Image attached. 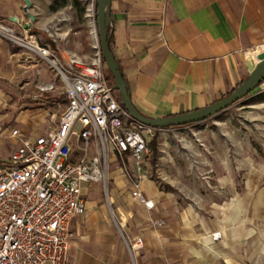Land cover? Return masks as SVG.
I'll return each instance as SVG.
<instances>
[{"label": "rangeland", "instance_id": "obj_1", "mask_svg": "<svg viewBox=\"0 0 264 264\" xmlns=\"http://www.w3.org/2000/svg\"><path fill=\"white\" fill-rule=\"evenodd\" d=\"M18 1L22 10L25 2ZM24 11L27 32L0 17V36L14 51L27 52L21 44L27 41L26 34L64 55L70 51L89 58L99 48L96 0H29ZM43 66L45 78H50L58 90L52 96H63L55 72ZM4 80L0 79V87L20 93H36V86L41 84L33 82L26 88L19 83L8 85ZM3 113L0 169L7 166L10 152L19 143L10 131L18 129L29 138L19 128L18 112H9L6 117ZM58 117L59 112L45 113L47 122H57ZM146 143L149 153L136 169V177L125 170L123 173L126 179H136V184L143 176L158 189L157 199L142 195L153 202L150 209L130 196V182L113 181L111 168L103 160L101 178L82 184L86 205L83 215L97 218L98 225L107 219L116 230V264H190L185 261L186 255L180 256L181 249L187 251L204 242L212 252L235 249L237 257L264 263V89L257 86L225 109L189 124L152 127L146 133ZM92 152L95 150L90 147L88 153ZM81 157L77 144L72 148V158ZM123 162L125 158L118 161L121 166ZM134 236L143 240L136 256L128 244Z\"/></svg>", "mask_w": 264, "mask_h": 264}, {"label": "crops", "instance_id": "obj_2", "mask_svg": "<svg viewBox=\"0 0 264 264\" xmlns=\"http://www.w3.org/2000/svg\"><path fill=\"white\" fill-rule=\"evenodd\" d=\"M19 4L0 0V17L27 32ZM109 33L132 104L145 116L165 117L206 106L248 76L247 61L264 50V0H110ZM45 72L37 56L12 51L0 36V79L6 84L28 88L33 82H49ZM55 91L57 87L41 94L20 93L0 87V112L5 117L18 112L19 128L33 138L57 124L45 119L46 112L60 113L66 104L63 93L52 96ZM124 158L121 166L122 159L109 155L113 181L130 182V196L138 185L142 195L157 199L160 192L145 177L137 184L124 178L123 170L136 177L133 160ZM83 214L70 221L71 264H100L102 259L103 264H116V230L107 219L98 225L97 218ZM211 252L204 242L181 249L180 256L186 255L190 264H264L237 257L230 248Z\"/></svg>", "mask_w": 264, "mask_h": 264}, {"label": "built area", "instance_id": "obj_3", "mask_svg": "<svg viewBox=\"0 0 264 264\" xmlns=\"http://www.w3.org/2000/svg\"><path fill=\"white\" fill-rule=\"evenodd\" d=\"M25 38L27 52L57 75L66 104L46 133L28 138L10 131L19 143L0 169V264H70V221L86 208L82 184L101 178V160L108 164L110 154L129 156L138 170L149 153L146 133L152 127L134 120L117 100L99 48L89 58L61 55L32 34ZM258 87L264 89V79ZM36 89L41 94L56 85L49 81ZM74 144H80L78 160L72 158ZM90 147L95 153H88ZM131 196L154 206L138 185ZM128 244L136 256L143 240L135 236Z\"/></svg>", "mask_w": 264, "mask_h": 264}, {"label": "water", "instance_id": "obj_4", "mask_svg": "<svg viewBox=\"0 0 264 264\" xmlns=\"http://www.w3.org/2000/svg\"><path fill=\"white\" fill-rule=\"evenodd\" d=\"M24 2L25 6L23 9L26 10V7L29 5V0H24ZM29 18L32 20L33 16L29 15ZM96 23L100 54L105 62L107 70L111 73V76L114 79L115 86L118 89L121 97V103L134 120L146 126H177L204 118L207 115L216 113L230 106L235 101L257 87L264 79L263 50L256 55V63L254 65L247 61L246 65L249 71L248 76L229 95L219 98L206 106L183 113L158 118L148 117L141 114L132 104L127 85L122 78L115 58L107 44V30L110 23V0H96Z\"/></svg>", "mask_w": 264, "mask_h": 264}, {"label": "trees", "instance_id": "obj_5", "mask_svg": "<svg viewBox=\"0 0 264 264\" xmlns=\"http://www.w3.org/2000/svg\"><path fill=\"white\" fill-rule=\"evenodd\" d=\"M107 44H108V47H109V49H110L112 55L114 56V54H113V49H112V38H111V35H110V33H109V27H108V30H107ZM11 50L14 51L15 49H14V48H11ZM114 58H115V56H114ZM102 61H103V63L105 64V62H104L103 59H102ZM115 61H116L117 65H118V68H119V71H120V73H121V75H122V78L124 79V81H125V83H126V80H125L124 75H123V73H122V67H121L119 61H118L116 58H115ZM105 76H106V79H107L108 83L113 87L117 100L121 103V97H120L119 91H118V89H117L116 86H115V82H114V79H113L112 76H111V73L107 70L106 67H105ZM243 81H244V79L241 80V81L237 84V86L240 85ZM126 85H127V84H126ZM237 86H235V87L232 88L231 90L227 91L222 97L227 96V95H229L230 93H232V92L236 89ZM127 89H128V86H127ZM222 97H221V98H222ZM121 105H122V103H121ZM122 106H123V105H122ZM136 109H137V108H136ZM137 110H138V109H137ZM138 111H139V110H138ZM139 112H140V111H139ZM140 113H141V112H140ZM141 114H143V113H141ZM143 115H144V114H143ZM168 116H170V115H168ZM189 123H191V122H189ZM189 123H186V124H189ZM184 125H185V124H184ZM168 127H171V126H154L153 128H168ZM149 145L151 146V148L153 149V151H155V150H154V142H153V140H150Z\"/></svg>", "mask_w": 264, "mask_h": 264}, {"label": "bare ground", "instance_id": "obj_6", "mask_svg": "<svg viewBox=\"0 0 264 264\" xmlns=\"http://www.w3.org/2000/svg\"><path fill=\"white\" fill-rule=\"evenodd\" d=\"M261 50H262V49H261ZM261 50H260V51H261ZM258 52H259V51H258ZM256 55H257V54H255V56H254V58H253V61L251 62L253 65L256 63Z\"/></svg>", "mask_w": 264, "mask_h": 264}]
</instances>
